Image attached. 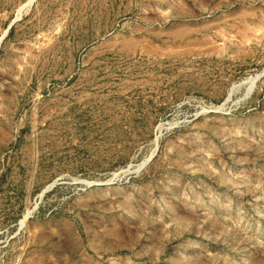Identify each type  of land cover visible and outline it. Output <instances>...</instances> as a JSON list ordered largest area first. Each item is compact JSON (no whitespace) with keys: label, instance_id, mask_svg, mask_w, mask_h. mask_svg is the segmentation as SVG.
Returning a JSON list of instances; mask_svg holds the SVG:
<instances>
[{"label":"rangeland","instance_id":"374dc122","mask_svg":"<svg viewBox=\"0 0 264 264\" xmlns=\"http://www.w3.org/2000/svg\"><path fill=\"white\" fill-rule=\"evenodd\" d=\"M0 264H264V0H0Z\"/></svg>","mask_w":264,"mask_h":264},{"label":"water","instance_id":"95a60500","mask_svg":"<svg viewBox=\"0 0 264 264\" xmlns=\"http://www.w3.org/2000/svg\"><path fill=\"white\" fill-rule=\"evenodd\" d=\"M262 75H263V74H261L258 78L262 77ZM141 167H142V166H141ZM141 167H139V169H140Z\"/></svg>","mask_w":264,"mask_h":264},{"label":"crops","instance_id":"0c3cea01","mask_svg":"<svg viewBox=\"0 0 264 264\" xmlns=\"http://www.w3.org/2000/svg\"><path fill=\"white\" fill-rule=\"evenodd\" d=\"M1 1L7 2L8 0H1Z\"/></svg>","mask_w":264,"mask_h":264},{"label":"bare ground","instance_id":"6f19581e","mask_svg":"<svg viewBox=\"0 0 264 264\" xmlns=\"http://www.w3.org/2000/svg\"><path fill=\"white\" fill-rule=\"evenodd\" d=\"M107 21V20H106ZM104 24H106V23H104ZM99 26V25H98ZM100 29V28H99ZM107 30V29H106Z\"/></svg>","mask_w":264,"mask_h":264}]
</instances>
